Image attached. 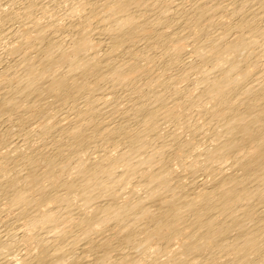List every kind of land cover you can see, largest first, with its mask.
Here are the masks:
<instances>
[{"label":"bare ground","instance_id":"bare-ground-1","mask_svg":"<svg viewBox=\"0 0 264 264\" xmlns=\"http://www.w3.org/2000/svg\"><path fill=\"white\" fill-rule=\"evenodd\" d=\"M0 264H264V0H0Z\"/></svg>","mask_w":264,"mask_h":264}]
</instances>
